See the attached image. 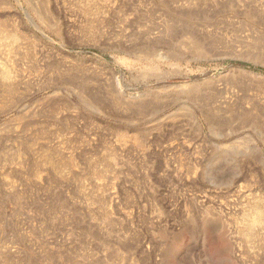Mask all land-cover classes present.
<instances>
[{
  "label": "rangeland",
  "instance_id": "1",
  "mask_svg": "<svg viewBox=\"0 0 264 264\" xmlns=\"http://www.w3.org/2000/svg\"><path fill=\"white\" fill-rule=\"evenodd\" d=\"M0 264H264V0H0Z\"/></svg>",
  "mask_w": 264,
  "mask_h": 264
},
{
  "label": "bare ground",
  "instance_id": "2",
  "mask_svg": "<svg viewBox=\"0 0 264 264\" xmlns=\"http://www.w3.org/2000/svg\"><path fill=\"white\" fill-rule=\"evenodd\" d=\"M6 76V75H5Z\"/></svg>",
  "mask_w": 264,
  "mask_h": 264
}]
</instances>
